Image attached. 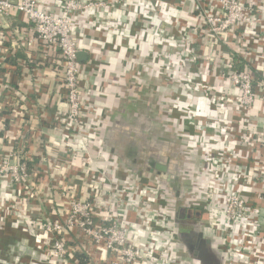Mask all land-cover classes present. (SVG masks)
<instances>
[{
	"label": "built area",
	"instance_id": "2783aa9c",
	"mask_svg": "<svg viewBox=\"0 0 264 264\" xmlns=\"http://www.w3.org/2000/svg\"><path fill=\"white\" fill-rule=\"evenodd\" d=\"M167 1L57 0L54 12L49 0H0V230L16 229L31 252L11 247L12 260L0 256V264H182L165 185L133 182L118 166L104 172L76 147L96 134L77 53L86 31L109 18L128 32L137 26L144 45L160 42L161 19L170 20L158 69L179 82L169 103L185 97L182 118L209 155L208 179L195 175V205L209 210L216 242L233 245L238 257L225 264H264L256 203L264 199V131L251 122L264 104V0H180L196 12L191 20L168 16ZM15 21L28 25L27 37ZM18 51L26 57L11 61ZM200 100L207 112L194 109ZM52 128L56 141L43 137Z\"/></svg>",
	"mask_w": 264,
	"mask_h": 264
},
{
	"label": "crops",
	"instance_id": "0c3cea01",
	"mask_svg": "<svg viewBox=\"0 0 264 264\" xmlns=\"http://www.w3.org/2000/svg\"><path fill=\"white\" fill-rule=\"evenodd\" d=\"M171 2L167 1V6L163 10L168 16L183 15L182 12L186 11L191 12L188 5L184 7L179 5L180 0H171ZM49 4L52 11L57 12L59 10L57 0H49ZM107 22L111 24L110 18ZM161 22L164 34L159 39L160 42L152 41L151 44L146 42V45L137 39V26L130 28V32H128V25L110 26L103 23L99 31H86V37L81 41L83 51L87 54L86 59L81 60L82 82L85 88L83 95L87 97L92 107L94 115L91 120L92 122L94 120V123L99 127L98 133L96 132L91 140L95 149L98 147L97 142H99V147L103 152L110 153L116 160L119 159L118 165L129 172L133 182L135 176L136 178L137 176H148L153 182L161 183L162 180L167 179V173L160 172V174L154 175L155 171H151L150 168L156 162L165 164L170 175L176 176L174 191L165 184V189L171 196L173 205L177 196H183L189 206L198 208L195 205L197 202L196 195L201 196L198 195V190L195 187V175H201L204 179H208L209 175L207 173L203 175L202 165H196L195 162H198L196 160L197 152L201 148L193 140L195 129L187 120L182 118L183 106L186 104L185 97L180 96L174 105L169 102L165 103L163 99L164 93H168L169 89L179 91L180 86L171 83L166 79L170 78V75L158 69V64L164 63L163 53L169 45L173 31L169 19H161ZM15 23L17 27H21V29L16 30V34L27 37L28 25L23 21H15ZM1 25H3L2 18H0V27ZM0 30L2 34H7L3 28ZM5 39L8 37L6 36ZM28 52L32 53L31 50ZM18 53L26 55L22 51H18ZM51 68L47 67L46 72L49 80H51L53 73ZM16 78L19 79V75ZM19 86L21 88L18 87L17 90H21V92H26V88L30 87L29 84ZM226 87L230 91L231 87ZM1 90L2 87L0 88V96ZM196 104L194 109L203 112L204 102L200 100ZM263 105L259 101L256 115L251 117V122L260 123V125L257 124L261 131H264V114L261 110ZM55 107L56 105L51 104L49 109H55ZM168 109H170L172 116V119L169 118V120L165 115ZM169 125L172 128H167ZM165 128L167 137H164L172 141H179L181 146L178 143V147L171 148L165 139L162 140L164 137L160 132ZM208 132L211 131L208 130ZM59 136L58 129H48L46 133L44 130L43 137L50 141L58 140ZM180 149L181 156H177ZM93 152L95 161L96 152L94 150ZM262 157L264 158V155ZM108 163H106L108 167H102L104 172H110V163ZM256 203L261 207L259 229L264 230V199L257 200ZM184 204L186 203L184 202ZM200 211L204 212L206 221L208 210L201 209ZM5 228L11 229L8 223ZM203 230L205 237L214 240L216 243L212 231L207 226H204ZM16 231L14 229L12 232L16 233L18 237L19 233ZM9 244L11 246L12 242L9 241ZM5 245L4 252L1 251L2 249L0 250V256H6L9 259L11 250L7 243ZM232 246L231 243L223 244L222 242V245L216 243L215 247L211 246V250L218 254L221 264H225L224 261L234 260L238 257L234 254L235 251ZM183 252L185 253L184 250ZM186 257L188 256L186 255ZM186 257L183 258L182 264H196L191 255L189 258Z\"/></svg>",
	"mask_w": 264,
	"mask_h": 264
},
{
	"label": "flooded vegetation",
	"instance_id": "af4514ba",
	"mask_svg": "<svg viewBox=\"0 0 264 264\" xmlns=\"http://www.w3.org/2000/svg\"><path fill=\"white\" fill-rule=\"evenodd\" d=\"M154 171V170H153ZM157 171H155L154 175H157ZM160 174V173H159ZM173 177H176L173 175ZM167 181V180H166ZM164 180V182H166ZM170 183V181H168ZM184 202L186 204H184ZM174 215V224L176 227L177 233H182V238L179 239V242L181 245H183V250L185 251V255L190 257V255L193 257V261L196 264H201V262L193 256L194 253H201L206 250V252L210 251L211 246L215 247L216 243L214 240L209 239L208 237H205L203 233V229L205 225V217H204V212L201 211L200 216H195L194 211L195 208L192 206H189L187 204L186 199L182 197L177 196V200L175 201L174 205L171 207ZM181 210H183L182 217H180ZM191 211V212H190ZM193 211V212H192ZM187 214H190L188 216ZM21 238V239H20ZM23 237L18 236L14 232L8 233L4 228L0 230V250H4V246L7 243V246H9V241L12 242V247L17 248V250L21 249L22 250V255L26 254V250L30 249L29 246H25V240L22 239ZM206 239H208L209 243L206 242ZM9 244V245H8ZM25 244V245H24ZM187 244L189 246H187ZM190 247V248H189ZM4 252V251H3ZM211 252V251H210ZM214 252V251H213ZM215 257L217 260V263L215 259H210L209 263L207 264H221V260H219V256L216 252ZM28 255V254H27ZM9 260H12L11 257H9ZM7 263V262H5Z\"/></svg>",
	"mask_w": 264,
	"mask_h": 264
},
{
	"label": "rangeland",
	"instance_id": "374dc122",
	"mask_svg": "<svg viewBox=\"0 0 264 264\" xmlns=\"http://www.w3.org/2000/svg\"><path fill=\"white\" fill-rule=\"evenodd\" d=\"M166 79H168L171 83H175L176 85H178V83L179 82H177V81H174V80H172L171 78H166ZM177 92L178 91H176V89H169V91H168V93L166 92V93H164V95H163V99H164V101H165V103H167V102H176V94H177ZM171 93H172V96H170L171 95ZM170 94V95H169ZM171 98H174V99H171ZM169 110V111H168ZM167 110V112L166 113H168V114H166L165 113V115L167 116V120H169V118L170 119H172V116L170 115L171 114V111H170V109H168ZM93 122H94V120H93ZM171 126L169 125L167 128H170ZM99 127L97 126V125H95V126H93V127H91V129L93 130V129H95L96 130V132L98 133V131H99V129H98ZM172 128V127H171ZM166 133H167V130H166V128L162 131V132H160V134L164 137V136H166ZM167 137V136H166ZM166 137H164L162 140H164L165 139V141L169 144V146L171 147V148H175V147H178L179 145L181 146V144H180V142L179 141H172V140H170V139H168V138H166ZM175 139V138H174ZM91 140V138L89 137V141ZM95 144H96V142H94ZM178 143H179V145H178ZM91 144H92V142H91ZM200 144V143H199ZM97 145H98V147H96V150H97V152L96 153H98V154H101V155H104L105 156V159L107 160V163L109 162V163H114V162H116L117 164H115L114 166H118V167H116V168H118V169H121V170H125L126 172H128L126 169H123L122 167H120L119 165H118V163H119V159L118 160H116L115 158H113L111 155H110V153H105V152H103L101 149H100V147H99V142H97ZM92 146L95 148V145L94 144H92ZM201 147V150H199V152H197V159L196 160H198V162L197 161H195L196 162V165H202L201 167H202V174L204 175V173H206V172H204V170H205V166L207 165V161H208V154L207 153H205V152H203V149H202V145H200ZM195 147H196V145H195ZM93 150L94 149H92L91 150V152H89L88 151V153H89V155H90V159H91V161L93 162L94 161V158H93V155H94V152H93ZM198 150V149H197ZM178 154H177V156H181V149L180 150H178V152H177ZM186 155H187V153H185ZM179 158V157H178ZM185 159L186 160H188L186 157H185ZM95 162V161H94ZM108 163V164H109ZM106 165V164H105ZM107 166V165H106ZM129 173V172H128ZM145 178V176H141V177H138L137 176V178H136V176H135V181L138 183V182H140L142 179H144ZM199 179H202V176L200 175V177H199ZM197 182V179L195 180V183ZM162 184L163 185H168L167 184V182H164V180H162ZM170 196V195H169ZM171 197V196H170ZM21 207H23V206H21ZM197 209H203L204 210V208L203 207H198ZM17 210H19V208H18V206H17ZM182 247H183V245H182ZM181 247V248H182ZM180 254H181V258H184V257H186V255H185V253L183 252V249H181V251H180ZM186 258H189V257H186Z\"/></svg>",
	"mask_w": 264,
	"mask_h": 264
},
{
	"label": "water",
	"instance_id": "95a60500",
	"mask_svg": "<svg viewBox=\"0 0 264 264\" xmlns=\"http://www.w3.org/2000/svg\"><path fill=\"white\" fill-rule=\"evenodd\" d=\"M86 57H87V54H86L85 51H79L77 53V58L80 61L81 60H85ZM150 170L151 171H153V170L157 171V173H160V172L167 173L168 174V175L166 174L167 179H165V180H167L166 182L169 185V187L171 188V190L172 191L175 190L174 183L176 181V177H173L174 174H172V176L170 175V172L168 171L167 166L165 164H163L161 162H156V163H154L152 165V168H150ZM168 181H170V183ZM195 210H196V211H194L195 216H200L201 215V211L199 209H196V208H195ZM182 214H183V210H181L180 217H182ZM187 215L190 216V214H187ZM177 237H178V239H181L182 238V233H181V236H180V233H177ZM206 242L209 243L208 239H206ZM187 246H189V245L187 244ZM11 247L12 246H9V248H11ZM21 249H19L18 252H17V254L20 255V256H22V254H23L22 253L23 249L22 250ZM210 251L206 252V250H204V252H201L199 254L194 253L193 256H195L201 262V264L209 263L210 259H213V260L215 259V261L217 263V260H216L217 257L215 256V253L211 249H210ZM30 253H31L30 249L26 250V254L29 255Z\"/></svg>",
	"mask_w": 264,
	"mask_h": 264
},
{
	"label": "trees",
	"instance_id": "16d2710c",
	"mask_svg": "<svg viewBox=\"0 0 264 264\" xmlns=\"http://www.w3.org/2000/svg\"><path fill=\"white\" fill-rule=\"evenodd\" d=\"M182 14L183 15H178V16H181V17H183L184 19H186V20H191V18L192 17H195L197 14H196V12L193 10V11H191V12H188V11H186V12H182ZM192 16V17H191ZM26 56H24V55H22V54H20V53H16V55H14L12 58H10V60L12 61L13 59H17V58H25ZM225 89L227 90L228 88L227 87H225ZM256 107V106H255ZM203 111H205V112H207L206 111V105H205V107L203 108ZM256 112H257V109L255 108V111H254V113H253V116H255L256 115ZM259 125H260V123L259 122H257ZM257 123H254V122H252V124L254 125V127H256V128H258V124ZM79 144V146L77 145L76 147H78L80 150H84V151H91L92 149H94V151L95 152H97L96 151V149L92 146V144L90 143V142H88V141H86V142H84L83 144H81V143H78ZM105 161H107L106 159H105V157L103 156V155H101V154H98V153H96L95 154V162H96V164L97 165H99L100 167H105L106 165V163H105ZM116 164V163H115ZM114 163H110V167H112V166H114L115 165ZM106 167H108V166H106ZM109 167V168H110ZM208 213H209V210L207 211V215H208ZM259 220H260V217H259Z\"/></svg>",
	"mask_w": 264,
	"mask_h": 264
}]
</instances>
